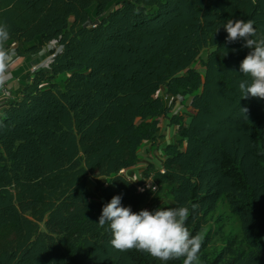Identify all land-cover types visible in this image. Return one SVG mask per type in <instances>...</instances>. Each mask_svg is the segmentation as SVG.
<instances>
[{"label":"trees","instance_id":"16d2710c","mask_svg":"<svg viewBox=\"0 0 264 264\" xmlns=\"http://www.w3.org/2000/svg\"><path fill=\"white\" fill-rule=\"evenodd\" d=\"M112 2L0 0V24L26 51L40 50L39 36L63 44L0 112V264H161L115 250L98 219L113 196L134 212L147 199L119 171L138 163L169 113L162 85L191 93L192 112L170 116L179 137L155 178L174 208H189L193 235L225 196L251 247L204 264H264V99H241L251 50L243 38L228 43L223 27L252 20L264 36V0H121L108 10ZM90 175L108 177L103 200L91 199Z\"/></svg>","mask_w":264,"mask_h":264},{"label":"clouds","instance_id":"9594fccd","mask_svg":"<svg viewBox=\"0 0 264 264\" xmlns=\"http://www.w3.org/2000/svg\"><path fill=\"white\" fill-rule=\"evenodd\" d=\"M223 27L228 43L243 38L246 41L244 47L251 50L239 66V73L248 78L239 82L241 99L249 96L264 99V36H257L252 20L229 19ZM9 38L8 27L0 24V88L5 86L9 69L15 63L16 53L7 46ZM240 110L248 119V109ZM121 199L119 195L113 196L103 206L98 219L101 228L107 225L110 245L115 250L143 252L161 264L172 260L199 264L204 237L200 233L193 235L186 227L188 207H158L154 211L134 212L131 207L122 206Z\"/></svg>","mask_w":264,"mask_h":264},{"label":"rangeland","instance_id":"374dc122","mask_svg":"<svg viewBox=\"0 0 264 264\" xmlns=\"http://www.w3.org/2000/svg\"><path fill=\"white\" fill-rule=\"evenodd\" d=\"M121 0H113L109 5L108 10L114 8ZM107 10V11H108ZM92 17H97L94 7L90 10ZM41 37H37L33 42L39 40ZM20 50H25L29 43L24 40H20ZM203 53H207L205 49ZM198 65V63H197ZM202 69V66H201ZM90 182L92 195H95L96 189L99 186L100 180ZM143 205H151L156 209L160 206L164 209L174 208V199L169 185H160V190L156 194L147 196V199ZM203 235V245L199 253V264H204L206 260H211L215 256L219 255L222 251L226 252L227 257H233L236 255H245L251 249L248 241L246 240L242 224L239 216L234 213L230 207L229 201L225 196H222L216 207L210 211V213L203 219L202 227L199 231Z\"/></svg>","mask_w":264,"mask_h":264},{"label":"crops","instance_id":"0c3cea01","mask_svg":"<svg viewBox=\"0 0 264 264\" xmlns=\"http://www.w3.org/2000/svg\"><path fill=\"white\" fill-rule=\"evenodd\" d=\"M36 43H41L42 47L45 48L44 51H26L21 50L22 56L16 60L14 63V69L12 72L14 74L20 73L22 75H28L27 70L30 68L31 64L35 61L39 63H43L48 59L49 52L47 50V43L45 41L36 40ZM41 50V49H40ZM29 77V76H28ZM29 80V79H28ZM28 80H24L22 84L26 83ZM21 84V85H22ZM14 89L16 96H19V86L15 83ZM160 94L163 98V101L166 105L170 107V111L167 116H161L159 123V130L156 132L155 137L152 139L144 140L139 148V157L135 167L130 168V172H132L136 177H141L144 173V169L148 168L150 164L153 165L154 168H157L160 164H162L165 160V146L167 143H176L178 141V130L177 125L171 121L170 116L174 113H182V112H192V94L191 93H177L173 94L168 92L167 86L162 85L160 87ZM100 180L99 186H102L104 177L90 175L88 179V186L91 192V199H101L103 200V194L99 189H96L98 182L96 185L92 183V186H95V195H92V190L90 187V182Z\"/></svg>","mask_w":264,"mask_h":264},{"label":"built area","instance_id":"2783aa9c","mask_svg":"<svg viewBox=\"0 0 264 264\" xmlns=\"http://www.w3.org/2000/svg\"><path fill=\"white\" fill-rule=\"evenodd\" d=\"M47 50L49 52L48 59L43 62L39 63L35 61L34 63L31 64L30 68L27 70V76L22 75L20 73L14 74L12 70L14 69V64L11 66L9 69L10 76L9 79L7 80L5 86L3 88H0V112L3 111L4 107L7 105V103L12 100L13 98L16 97V93L14 89L15 83L19 86V90L21 87V84L24 80H28L30 76L35 72L40 67H49L53 58L56 56V54L63 48V44L60 42L58 38H54L52 40L47 41ZM20 40L17 38H9L7 41V46L13 49L16 53L15 57V62L18 58L22 56L21 50L19 49L20 47ZM41 50L39 51H44L45 48H40ZM29 76V77H28ZM165 159L167 158V154H164ZM137 165V164H136ZM135 165V166H136ZM133 166V167H135ZM129 169L126 168H121L119 172L121 173H126L128 177L132 180H134L136 188L139 192L149 195L156 194L160 190V183L158 180L155 178V171L158 170L160 172H165V167L162 164H160L157 168H155L152 171H148V168L144 169V173L141 177H136L132 172L129 171ZM108 182V177H104L103 180V185L107 184ZM142 189V191H141ZM160 207V206H159ZM163 208V206L161 207ZM156 208L151 205H143L140 210H149V211H154Z\"/></svg>","mask_w":264,"mask_h":264}]
</instances>
